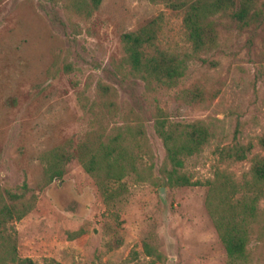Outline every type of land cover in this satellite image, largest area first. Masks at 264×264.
I'll return each instance as SVG.
<instances>
[{
	"label": "rangeland",
	"instance_id": "374dc122",
	"mask_svg": "<svg viewBox=\"0 0 264 264\" xmlns=\"http://www.w3.org/2000/svg\"><path fill=\"white\" fill-rule=\"evenodd\" d=\"M193 1L102 0L91 15L78 17L66 11L65 0H0V192L19 194L24 187L35 203L5 228L20 257L123 264L132 252L146 259L147 244L162 254L161 264L227 263L204 206L207 187L164 184L165 154L152 115L158 106L170 122L210 124L213 138L186 171L193 180L211 179L223 168L215 149L230 142L236 120L244 123V143L256 145L264 135V32L253 35L219 20V45L207 56L215 65L192 61L171 88L146 87L130 73L121 44L123 33L161 16L160 47L188 52L179 6ZM258 70L263 75L255 79ZM98 83L113 95L106 98ZM192 85L205 91L203 105L179 100ZM134 124L143 125L150 151L142 155L140 177L111 185L115 191L106 200L78 162L76 146L90 133L107 138ZM57 146L69 159L63 176L48 182L42 156ZM247 168L244 162L230 171L240 177ZM258 209L251 264H264V199Z\"/></svg>",
	"mask_w": 264,
	"mask_h": 264
},
{
	"label": "trees",
	"instance_id": "16d2710c",
	"mask_svg": "<svg viewBox=\"0 0 264 264\" xmlns=\"http://www.w3.org/2000/svg\"><path fill=\"white\" fill-rule=\"evenodd\" d=\"M65 1L68 4L66 11L72 9L78 17H88L102 2ZM179 7L184 8L182 25L190 44L188 52L178 54L160 47L161 16L121 35L126 66L146 87L176 86L192 61L215 65L207 56L218 48L219 20H228L238 30L250 31L253 35L264 32V0H195ZM259 74L263 75L258 70L255 79ZM97 87L106 98L113 95L109 87L100 83ZM179 100L188 106L203 105L205 91L192 85L182 90ZM152 118L154 134L165 154L164 184L170 187L206 186L204 206L226 253V264H251L249 244L261 218L258 204L264 199V135L258 138L256 145L244 143V123L236 120L230 142L215 149L217 161L223 168H216L211 179L201 182L193 180L187 173L186 164L213 138L210 124L206 121L170 122L158 106ZM149 151L143 125L134 124L125 125L107 138L88 134L76 146L75 156L105 199L110 200L115 191L111 185L140 177L142 155ZM68 159L63 146L54 147L42 156L48 182L63 176ZM244 162L248 163L247 170L236 177L230 168ZM19 191V194L6 192V195L0 192V264H40L20 257L13 234L5 230L8 223L20 221L34 208V201L25 198V188L20 187ZM79 234L75 232L72 235ZM132 253V259L123 264H161L162 261V254L147 244H143V256L146 258L143 261L139 260L138 253ZM43 264H51V261Z\"/></svg>",
	"mask_w": 264,
	"mask_h": 264
},
{
	"label": "water",
	"instance_id": "95a60500",
	"mask_svg": "<svg viewBox=\"0 0 264 264\" xmlns=\"http://www.w3.org/2000/svg\"><path fill=\"white\" fill-rule=\"evenodd\" d=\"M160 192H161V193H163V192H164V191H163V188H161Z\"/></svg>",
	"mask_w": 264,
	"mask_h": 264
}]
</instances>
